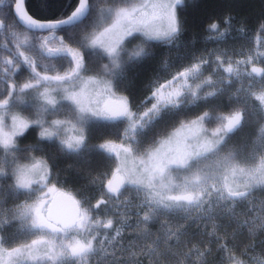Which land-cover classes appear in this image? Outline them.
<instances>
[{"label": "snow or ice", "instance_id": "6c2138e0", "mask_svg": "<svg viewBox=\"0 0 264 264\" xmlns=\"http://www.w3.org/2000/svg\"><path fill=\"white\" fill-rule=\"evenodd\" d=\"M183 2L102 0L98 5L99 22L82 29L78 38L68 39L57 35V27L84 15L91 6L90 0H78L67 17L55 21H41L31 16L26 0H11L7 11L0 10V28L5 35L13 24L23 25L24 30L32 33L41 54L34 57L18 46L0 60L3 68L0 73V86H3L0 88L3 93L0 95V177H6L9 189L23 199V203L9 210L10 219L19 221L31 233L29 239L17 242L19 246L0 244V264H77L79 259L96 250L97 236L93 228L108 230L113 226L112 219H101L95 212L108 203L106 196L86 203L63 190L66 177L61 179L59 172L53 171L45 154L31 148L23 155L15 151L17 139L30 127L38 130L40 141L56 143L60 152L76 153L89 148L86 129L89 121L121 122L124 127L120 142L98 145L117 161L103 188L107 194L116 196L125 185H131L145 194L142 207L146 210L142 217L137 212V223L144 233H149L147 222L158 210L201 207L205 202L211 207L212 195L200 188L203 178L186 179L181 190L173 194L177 186L172 181V173L186 168L198 152L213 149L241 127L242 110L218 116L216 126L211 129L205 126L211 113L205 111L196 119L181 123L167 137L141 148L137 144L138 130L165 109L174 110L215 95L204 91L215 80L203 75L200 64H193L163 83L154 81L153 90L140 111L131 106L129 97L115 83L122 64L138 60L151 51L150 42L171 44L178 38L182 29L177 8ZM103 4L107 9L100 6ZM210 28L216 30L217 23H211ZM261 28L264 29V24ZM54 40L58 43L54 44ZM55 57L60 59L52 63L51 58ZM22 66L27 69V75L18 83L13 76L22 71ZM224 71L233 73L231 65ZM248 75L262 77L264 68L252 66ZM30 94L35 116L24 115L19 109ZM251 95L264 106V90ZM237 175L250 181L244 185L246 191H236L226 183L216 196L218 202L244 198L253 189L264 188V161L251 171L233 169V176ZM257 227L264 229V218ZM228 260L230 264H245L233 256Z\"/></svg>", "mask_w": 264, "mask_h": 264}, {"label": "trees", "instance_id": "16d2710c", "mask_svg": "<svg viewBox=\"0 0 264 264\" xmlns=\"http://www.w3.org/2000/svg\"><path fill=\"white\" fill-rule=\"evenodd\" d=\"M101 2L102 0H90L88 17L73 27L56 30L57 35H62L66 39L78 38L82 29L86 30L93 22L100 20L98 5ZM10 3L11 0H8L4 11H7ZM77 3L78 0H26V9L36 19L58 20L67 17ZM100 6L107 9L106 4ZM8 15L13 16L12 12H8ZM177 15L182 29L178 38L171 45L157 41L150 42L152 44L151 51L146 52L138 60L124 62L116 77V86L129 97L131 106L136 111H140L144 107L143 101L150 96L154 81L161 83L165 79H170L177 71L191 66L194 59L204 56L210 51L226 52V57H236L243 51H250L257 38L264 39V35H262L264 29L261 28V25L264 24V0H184L183 4L177 8ZM213 22L218 25L216 30L210 28ZM53 43L56 44L58 41L54 40ZM18 46L34 57L41 55L33 42L32 33L16 24L11 26L7 35H5L4 29L0 28V60L6 54H10V50H15ZM128 46L131 47V43ZM59 59V57L51 58L52 63H56ZM257 67L264 68V58L258 62ZM2 72L3 68L0 67V73ZM23 75H27V69L22 66V71L18 70L13 79L20 83L24 79ZM258 78L264 83V76ZM228 87L233 86L228 85ZM235 90L233 88V91ZM239 93L243 97L240 95L236 97L230 91L226 93L222 91L213 99L202 100L193 106H182L179 109L160 114L139 135V147L146 148L169 131L181 126V123L195 119L197 116L203 115L205 111L211 113L205 121L206 126L214 127L218 122V116H225L240 109L243 112L241 127L226 136L218 149L208 156L210 159L207 162L197 163L195 160L191 162V165L195 164L194 167L199 165L200 168H203L202 170H207L212 164V171L218 174H224L233 166L243 165L251 151V140L256 130L261 127L263 118L261 109L258 108V104L252 97L243 92ZM26 98L30 101L31 94ZM86 129L89 136V148L86 147L76 153H63L59 151L56 143L40 141L37 137L38 130L35 127H30L23 136L17 139L16 150L21 155L26 153L29 148L36 153L45 154L53 171H58L61 179L66 177L65 183L62 185L63 190L70 191L91 203L103 196L101 180L115 168L109 153L100 149L98 145L119 141L123 124L119 121H91L86 124ZM233 169L236 168L233 167ZM22 201L19 193L9 189L6 177H0V214H7L10 209H14ZM229 206V203L222 205L211 202L210 211L205 209L206 213H190V218H194L193 220L185 216L182 218L181 212L178 214L174 210H162L163 229H167L166 233H168V235L166 234V243L162 244L159 242L163 233L156 229L155 214H153L154 220L151 219V222H147L150 234L142 232L138 227L139 224L131 223L130 226L134 225V227L128 230L124 229L122 233L120 242L122 247L112 250V264H125V255L133 253L137 247L145 245L148 235L151 236V241L153 238L155 240L158 238V243L163 247V254L159 261L154 259L149 261L147 257H143L139 264H184L182 260L178 263L177 259L173 258L175 255L172 253V249H176V254L179 255L191 247L194 248L197 263H193L190 256L186 255L183 258V255L182 258L186 264H226L225 252L228 249L231 252L233 250L235 258L241 259H243L244 253L264 252V229L254 233L252 231V236H250L242 224L237 227L235 223L237 220L241 221V216H244L241 213L244 210L243 206L238 205L236 208ZM101 207L110 209L108 217L114 216L112 212L115 210V202L101 205ZM204 207L205 205L200 208ZM197 208L199 209V207ZM198 213L201 212L198 211ZM102 215L104 219L107 217L104 216L105 214ZM13 230L0 233L2 238L7 237L6 246L16 244L12 243V234L17 233V230ZM173 233L175 235H172ZM143 240L145 241L143 242ZM249 247H254V249ZM128 248H131L130 251L126 250ZM197 256H199L200 262H198ZM131 260L134 261L135 258Z\"/></svg>", "mask_w": 264, "mask_h": 264}, {"label": "rangeland", "instance_id": "374dc122", "mask_svg": "<svg viewBox=\"0 0 264 264\" xmlns=\"http://www.w3.org/2000/svg\"><path fill=\"white\" fill-rule=\"evenodd\" d=\"M98 21L93 22L88 28L92 27L94 24L98 23ZM169 45V44H168ZM171 45V44H170ZM226 52H216V51H210V53L201 56L203 59H201V57H198L196 59L193 60V64H200L201 65V72L203 73L204 76L208 77L210 76L211 78H213L215 80L214 85H212L211 87H207L204 89L205 93L207 91H212L215 93V95L208 97L205 100L208 99H213L214 97H216L218 94L222 93H226L229 92L232 93V95L238 97V95L242 96L239 92H243L246 93L248 96L252 97V99L258 104V108L261 109V113H262V118H263V122L261 124V127L256 130L253 139L251 140V151L249 152L248 158H246V161L243 163V165L241 166H233L236 168L237 172L241 169L245 170V171H251L256 169L262 161H264V132L261 131V129H264V106H262L259 101H257L253 95H251L252 93H256L259 94L260 91L264 90V83L262 82V80L258 77H250L248 75V73H250V69L252 66H256L259 61H261L264 58V55H261V53H264V39L261 38H257L256 42L253 46V48L250 51H243L241 52L238 56L236 57H226ZM223 54V55H222ZM254 58V59H253ZM205 61H208L207 63H205ZM245 61H252L251 63H244ZM191 65V66H192ZM229 65H231L232 69H233V73H228L225 72L224 69L229 67ZM189 66V67H191ZM188 67L183 68L182 70H185ZM181 70V71H182ZM163 83V82H161ZM223 84V85H222ZM228 85H231L233 87H228ZM0 88H2L0 86ZM232 88V90H231ZM233 88L236 89L235 91H233ZM0 95H3L2 92H0ZM243 97V96H242ZM202 101V100H200ZM197 101L194 104H188L186 106L182 105L183 107H190L195 105L196 103L200 102ZM181 106V107H182ZM179 107V108H181ZM177 108V109H179ZM19 109L22 112V114L24 115H32L35 116V109L33 107V103L32 101H28L27 98H25V102L19 105ZM176 110V109H174ZM172 111V109H165L161 112L162 113H168ZM231 114V113H230ZM227 114V115H230ZM225 115V116H227ZM196 119V118H195ZM208 119V117L206 118V120ZM154 121V120H153ZM91 122V121H89ZM88 122V123H89ZM113 122H118V121H113ZM152 123V122H151ZM150 123V124H151ZM150 124L146 125L143 129H140L137 131L136 135H137V144L139 141V135L147 129V127L150 126ZM206 126V124H205ZM124 127V125H123ZM180 126L176 127L174 130L169 131L167 134H165L164 136H162L161 138L167 137V135L171 132H174L177 128H179ZM207 127V126H206ZM215 127V126H214ZM209 129L213 128V127H208ZM123 133V130H122ZM25 134V133H24ZM23 134V135H24ZM22 135V136H23ZM122 138V135H121ZM226 137H224L221 141V143L223 142V140ZM111 142H116L119 143V141H111ZM108 143V142H106ZM221 143H219L216 147H214L213 149H210L206 152L204 151H200L198 152V154L196 156H194L192 158V160L190 161L189 165L184 168L181 169L179 171L177 170H173L172 173V181L173 183L177 186L174 190H173V194H177L182 186L185 183L186 179H191L195 176H199L202 179V183L200 184V188L202 189L203 192H207L210 193L212 195L211 202H215V203H220L222 205H224L227 201V199L223 200L222 202H218L216 199V196L218 195V193L220 191L223 190L224 185L227 183L229 184L231 187H233L236 191L239 192H244L246 191L244 185L246 183H249L250 181H248V178L242 175H237V176H233V167L230 170H227L224 172V174H218V173H214V171H212V164L211 166H209V168L207 170H202L203 168H200L199 165L194 167V165H191L192 161L197 160L198 162H207V160H209L210 158L208 156H211L217 149L218 147L221 145ZM139 146V144H138ZM15 151L17 153H19V151H17L15 149ZM108 153V152H107ZM109 156L113 159L114 161V167H116L117 161L114 155L109 154ZM196 163V164H197ZM200 168V169H198ZM115 169V168H114ZM113 169V170H114ZM112 170V171H113ZM111 172L108 173L104 179L101 180L102 182V187H103V183L106 182V178L110 177ZM227 176V177H224ZM195 190V189H193ZM260 190L261 192L264 190V188H256L253 189L250 193L247 194V196L244 198L245 202L248 204H253V200L256 198L254 196H250L254 195V194H258V191ZM103 192L106 195V197H110L108 198V203L115 202V207H114V212L113 213V217H108L107 215H109L110 213V209L109 208H103L100 207L99 209H95L96 214L102 215V214H107L104 216H107L105 219H112L113 220V226L111 229L108 230H104L98 227H94L93 228V234L97 236V241H94V247H95V252L90 254L87 257L81 258L77 261V264H112V250L114 248L116 249H120V247H122L120 245V242L122 241V233L124 231V229H130L133 228L134 225L130 226V224H138L137 223V212L139 211L140 216L142 217L144 210L143 209V201L145 198V194L143 192H139L134 186L131 185H125L122 189L121 192L119 193V197L118 198H112V196H108V194L106 193V190L103 188ZM227 194L225 193V196ZM115 201H114V200ZM259 200H257L255 203L257 204V207H255V211H254V216L250 219H241V221L237 220L235 221L236 226H240L241 224L245 225V224H249V228H248V233L250 236H252V231L254 233L255 230V225L260 224L261 220H262V216L258 215V211L261 210V202L262 204L263 202V198H258ZM85 200V199H83ZM111 200V201H110ZM86 203H89L85 200ZM95 200L91 203H94ZM23 203V201L21 202ZM89 203V204H91ZM20 204V203H18ZM204 208H200L199 209L196 206H191V207H181V208H177V209H169V210H174L176 213H180L182 214V218L188 217L190 218L191 215L190 213H196V214H202V213H206L205 209H208V211H210L211 207L210 205L205 202L202 206H204ZM201 206V207H202ZM162 210H158L155 213V221H157L156 225H157V231L163 233V237L160 238V242L158 241V238H153L152 241L150 240V235L147 236V239H145L147 242H145V245H141L140 247H137L135 250V252H130L129 254L127 253L125 255V259H126V263L125 264H139L140 261L143 259V257H147V259H149V261H151L152 259L156 260H160L161 255L163 254V247L159 244V243H166V234L168 235V233H166L167 229H163V214L160 212ZM168 211V210H167ZM197 211L201 212L198 213ZM249 212L251 213V210L249 209ZM8 214V213H7ZM5 213H2V215L0 214V233L6 231V230H17V233L12 234V243H16L15 245H11V246H19V244L17 243L18 241H22L24 239H29L31 233L27 230V229H23L20 225L19 221H12L9 217V215H7ZM211 216H213L212 214H210ZM100 217V216H99ZM101 219H103L102 217H100ZM190 219H194V218H190ZM154 220V219H153ZM139 229L141 228V225H139ZM138 228V227H137ZM13 230V231H15ZM165 232V233H164ZM7 239V237L2 238V236H0V244H3L4 246H6L7 242L5 241ZM143 240V242L145 241ZM159 242V243H158ZM157 243V244H156ZM156 244V245H155ZM250 249L252 247H249ZM131 248H128L126 250L130 251ZM159 251H158V250ZM189 249V250H188ZM187 250L185 249L183 254H176V249H172V253L175 255V257H173L175 260L177 259L178 263L180 260H182V262L184 264H186L183 261V258L188 255L191 258V261L193 263H197L196 260V256L194 254V248H188ZM224 249V248H223ZM184 255V256H183ZM183 256V258H182ZM225 260L227 261L226 264H228L229 260L228 257L229 256H233V254L230 253L229 249L227 252H225ZM198 257V262H200V258ZM256 259H251V260H260L262 262H264V257H259L258 255L256 256ZM135 258V262L131 259ZM248 258V257H247ZM238 260H242L239 258H235ZM151 264V263H150Z\"/></svg>", "mask_w": 264, "mask_h": 264}, {"label": "flooded vegetation", "instance_id": "af4514ba", "mask_svg": "<svg viewBox=\"0 0 264 264\" xmlns=\"http://www.w3.org/2000/svg\"><path fill=\"white\" fill-rule=\"evenodd\" d=\"M8 4V0H3V3L2 4H0V10H3L4 8H5V6ZM0 19H1V17H0ZM50 21H54V20H50ZM258 191V194H254V195H251L250 194V196H254V197H256L255 199H257V200H259L258 198H263V202H264V190L261 192L260 190H257ZM110 194H108V196H109ZM111 196V195H110ZM247 196V195H246ZM119 197V193L118 194H116V196H112V198H118ZM245 198V197H244ZM244 198H240V199H236V200H234L232 203V205H230L232 208H236V206H238V205H242L243 206V208H244V210H242L241 211V213L244 215V216H241V218L242 219H244V218H246V219H248V218H252L253 216H254V211L256 210L255 209V207H257V204L255 203L257 200H253V204H248V203H246L245 202V200H244ZM226 204V203H225ZM261 210H259L257 213H258V215H261L263 218H264V203L262 204V202H261ZM229 206V207H230ZM249 209L251 210V213L249 212ZM230 210H232V209H230ZM237 213V212H236ZM239 214V213H238ZM241 215V214H240ZM231 222H232V220H231ZM243 222H245V219H244V221ZM243 225V224H242ZM249 224H245V225H243L244 226V230H246V231H248V228H249V226H248ZM259 224H257V225H255L254 227H255V230H254V232L256 231V232H258V231H261L262 229L261 228H259V227H257ZM251 249H254V247H252ZM230 253L231 254H233L234 255V258H235V254L233 253V250H232V252L230 251ZM259 256V257H264V252H262V253H258V254H252V253H244V257H243V259L241 260V261H243V262H245V264H262V261H258V260H251L252 258L253 259H256L257 257L256 256ZM248 257V258H247ZM239 259H241V258H239ZM229 264H230V262H228Z\"/></svg>", "mask_w": 264, "mask_h": 264}, {"label": "water", "instance_id": "95a60500", "mask_svg": "<svg viewBox=\"0 0 264 264\" xmlns=\"http://www.w3.org/2000/svg\"><path fill=\"white\" fill-rule=\"evenodd\" d=\"M89 11H90V10L88 9V11H87L84 15H82L81 17L77 18V19L74 20V21H70V22L67 23V24H61V25H59V26L57 27L56 30H58V29H62V28H66V27H71V26H74V25H76V24L82 22V21L88 16ZM12 14H13V16H14V13H13V12H12ZM38 20H39V19H38ZM41 21H50V20H41ZM54 21H55V20H54ZM19 26L23 28V25H19Z\"/></svg>", "mask_w": 264, "mask_h": 264}, {"label": "bare ground", "instance_id": "6f19581e", "mask_svg": "<svg viewBox=\"0 0 264 264\" xmlns=\"http://www.w3.org/2000/svg\"><path fill=\"white\" fill-rule=\"evenodd\" d=\"M3 184V183H2ZM110 196V195H109ZM161 212V211H160ZM155 214V213H154ZM151 222V221H150ZM138 227H140V226H138ZM244 236V235H243ZM221 255V254H220Z\"/></svg>", "mask_w": 264, "mask_h": 264}]
</instances>
